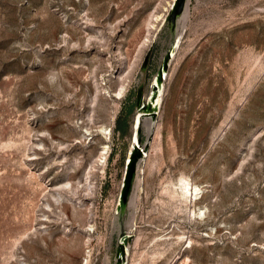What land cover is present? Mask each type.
I'll use <instances>...</instances> for the list:
<instances>
[{
    "label": "rangeland",
    "instance_id": "rangeland-1",
    "mask_svg": "<svg viewBox=\"0 0 264 264\" xmlns=\"http://www.w3.org/2000/svg\"><path fill=\"white\" fill-rule=\"evenodd\" d=\"M171 2L0 0V264H115L123 230L124 264H264V0H188L119 215Z\"/></svg>",
    "mask_w": 264,
    "mask_h": 264
},
{
    "label": "water",
    "instance_id": "water-1",
    "mask_svg": "<svg viewBox=\"0 0 264 264\" xmlns=\"http://www.w3.org/2000/svg\"><path fill=\"white\" fill-rule=\"evenodd\" d=\"M188 5V0H174L173 5L171 6L170 11L166 15V20L169 22V26L171 30L177 33V29L179 26V19L183 15L186 6ZM175 38V37H174ZM174 41V40H173ZM173 44V42H172ZM172 44L171 46L165 51L163 55V59L161 64L158 67L156 72L157 82L161 83L164 78V70L168 71L171 60L173 58L172 54ZM152 53V48L150 47L148 52L146 53L144 60L142 62V68H147L150 57ZM158 84H153L151 82L150 86L152 89V93L150 94V99L146 98L145 95V86L144 84H140L138 87V96H137V109L146 112V114H141L142 118L143 115L151 114V116L156 119L157 112L155 110V106L153 101L156 98V89ZM141 124L137 126V141L133 144V147L130 151L129 158L126 160L125 171L123 175V181L121 185V191L119 196V202L117 204V209L119 212L120 217H122L130 203L131 195L133 192L134 180L137 175L138 171V164L142 159L144 154V149L147 148L148 141L142 143V139L139 135L141 131ZM135 134V131L132 129V135ZM152 138V134H149L148 139ZM122 236L124 237L122 240H119L117 250H116V262L115 264H123V259L125 258L126 247L129 240L132 239L133 234L126 230H123Z\"/></svg>",
    "mask_w": 264,
    "mask_h": 264
},
{
    "label": "bare ground",
    "instance_id": "bare-ground-1",
    "mask_svg": "<svg viewBox=\"0 0 264 264\" xmlns=\"http://www.w3.org/2000/svg\"><path fill=\"white\" fill-rule=\"evenodd\" d=\"M173 2H174V0H172V2L170 4V8L173 5ZM187 7H188V5L186 6L185 11H186ZM185 11H184V13H185ZM184 13H183V15H184ZM148 25H149L148 28H150L152 26V20H149ZM147 40H148V37L146 36V38L142 42V45L147 44ZM181 40H182V35L181 34H178V32H177L176 33V36L174 38V42L172 44V54H173V56L175 55L178 47L180 46ZM166 78H167L166 77V70H164V78H163L162 82L161 83H158L156 77L154 78V80L152 82L153 84H158L157 85V89L155 91L156 92V98L153 101V104L155 106V110H156L157 113L159 112V110L161 108V105H162L163 95H164V91H165L164 81H165ZM125 89H126V85L124 83H122L120 85V87L117 89L116 95L118 97H122L124 95ZM151 93H152V90L149 92V95L147 97L148 99H150V94ZM141 114H146V112L141 111V110H138V112L136 113L135 118H134L133 131H135V134L132 135V137H131V145H130L129 154H130V151H131V149L133 147V144L137 141V133H136L137 132V126L139 124H141L143 122V120L145 119L146 120L145 122L148 123V127H149L150 134L153 133L154 128L156 127V125L153 123V121L155 122L156 119H154L151 116V114L143 115V118H142ZM114 117H115V115H113L112 119H114ZM103 129H104V132L105 133H107V134H110L111 133V126L105 125ZM106 147H108V145H105V149H107ZM105 153H106V150L102 151V154L100 155V159L101 158L106 159V154ZM146 155H147V153L144 154V156H146ZM181 187H182V193L185 196L186 195H189V193H191V194H194L195 193L196 194L198 192V190H199V187L198 186L191 185L190 182H188V181L187 182L184 181L181 184ZM118 202H119V200H118ZM121 238L123 239L124 237L122 236ZM127 253H128V245L126 247V254Z\"/></svg>",
    "mask_w": 264,
    "mask_h": 264
},
{
    "label": "trees",
    "instance_id": "trees-1",
    "mask_svg": "<svg viewBox=\"0 0 264 264\" xmlns=\"http://www.w3.org/2000/svg\"><path fill=\"white\" fill-rule=\"evenodd\" d=\"M117 123V129L122 130V132L124 133L127 130L128 123H126L125 126L122 128V126L120 125V116L117 118Z\"/></svg>",
    "mask_w": 264,
    "mask_h": 264
},
{
    "label": "crops",
    "instance_id": "crops-1",
    "mask_svg": "<svg viewBox=\"0 0 264 264\" xmlns=\"http://www.w3.org/2000/svg\"><path fill=\"white\" fill-rule=\"evenodd\" d=\"M124 96V95H123ZM131 101H133V102H135V105L137 104V93H136V95L135 96H133V98H131ZM123 107V106H122ZM121 111V110H120ZM120 118H122L121 116H120Z\"/></svg>",
    "mask_w": 264,
    "mask_h": 264
},
{
    "label": "built area",
    "instance_id": "built-area-1",
    "mask_svg": "<svg viewBox=\"0 0 264 264\" xmlns=\"http://www.w3.org/2000/svg\"><path fill=\"white\" fill-rule=\"evenodd\" d=\"M145 153V152H144Z\"/></svg>",
    "mask_w": 264,
    "mask_h": 264
}]
</instances>
